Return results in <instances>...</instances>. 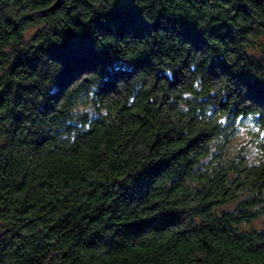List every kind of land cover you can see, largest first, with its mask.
Segmentation results:
<instances>
[{"label":"trees","instance_id":"obj_1","mask_svg":"<svg viewBox=\"0 0 264 264\" xmlns=\"http://www.w3.org/2000/svg\"><path fill=\"white\" fill-rule=\"evenodd\" d=\"M55 2L0 0V264H264V0Z\"/></svg>","mask_w":264,"mask_h":264},{"label":"water","instance_id":"obj_2","mask_svg":"<svg viewBox=\"0 0 264 264\" xmlns=\"http://www.w3.org/2000/svg\"><path fill=\"white\" fill-rule=\"evenodd\" d=\"M122 1H128V0H122ZM66 3V0H56L55 4L52 6L51 11H58L61 9Z\"/></svg>","mask_w":264,"mask_h":264},{"label":"rangeland","instance_id":"obj_3","mask_svg":"<svg viewBox=\"0 0 264 264\" xmlns=\"http://www.w3.org/2000/svg\"><path fill=\"white\" fill-rule=\"evenodd\" d=\"M247 139V136L245 135V134H243V136L242 137H240L239 139H238V143H243L245 140ZM260 224V223H259Z\"/></svg>","mask_w":264,"mask_h":264}]
</instances>
